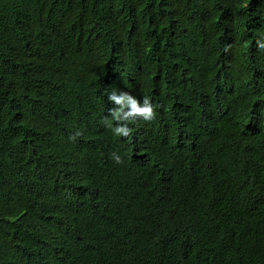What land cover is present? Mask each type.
<instances>
[{"label": "trees", "instance_id": "trees-1", "mask_svg": "<svg viewBox=\"0 0 264 264\" xmlns=\"http://www.w3.org/2000/svg\"><path fill=\"white\" fill-rule=\"evenodd\" d=\"M258 40L264 0H0V264H264Z\"/></svg>", "mask_w": 264, "mask_h": 264}, {"label": "clouds", "instance_id": "clouds-1", "mask_svg": "<svg viewBox=\"0 0 264 264\" xmlns=\"http://www.w3.org/2000/svg\"><path fill=\"white\" fill-rule=\"evenodd\" d=\"M257 47L264 50V42L257 41ZM108 99L115 103L118 107L112 110V117L116 121V126L113 128V132L117 136L128 137L132 133V129L128 127V122L135 121L137 118H142L144 121L151 122L156 118L155 107L148 97L143 98V104L129 95L127 92L112 91L108 94ZM108 127H112L110 122H107ZM82 135L81 132H76L69 139L75 141L77 137ZM113 159L116 163H122V158L113 153Z\"/></svg>", "mask_w": 264, "mask_h": 264}]
</instances>
